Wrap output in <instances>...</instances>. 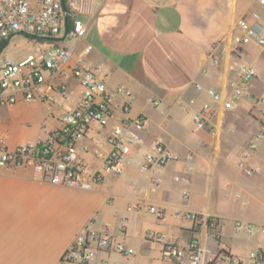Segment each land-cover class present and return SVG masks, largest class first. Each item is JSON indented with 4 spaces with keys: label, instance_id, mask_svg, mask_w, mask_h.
I'll use <instances>...</instances> for the list:
<instances>
[{
    "label": "crops",
    "instance_id": "crops-1",
    "mask_svg": "<svg viewBox=\"0 0 264 264\" xmlns=\"http://www.w3.org/2000/svg\"><path fill=\"white\" fill-rule=\"evenodd\" d=\"M252 13L261 15L264 34V0H86L75 14L88 26L84 38L41 40L42 45L73 48L76 57L91 44L85 61L102 68L110 90H130L131 114L144 112L148 122L142 141L126 158L124 173L108 176L93 190L54 185L32 170L0 166V264H58L90 219L97 228L109 224L114 232L126 224V235L119 238L136 250L129 256L100 252L95 264L101 259L110 264H189L186 256L167 257L164 241L146 238L149 230L164 232L183 247L196 241L205 259H212L209 264H250V252L264 249V139L250 148L263 109L256 101L264 98V45L251 42L233 51L231 34L237 20ZM235 57L253 65L257 76L240 104L228 110L207 90H231ZM68 86V99L61 105L19 102L1 107L0 113L9 115L28 104L43 107L39 132L27 141L42 137L61 124L65 109L77 105L81 87L74 79ZM121 101L117 94L116 103ZM205 103L216 112L197 129L193 115ZM117 115H122L119 109ZM97 127L83 142L89 149L81 146L93 165L100 163L99 147L92 141L100 137ZM0 136L10 148L22 143ZM156 142L166 143L182 159L144 172L140 165ZM188 153L194 156L191 168L184 160ZM243 159L261 170L248 175L240 165ZM152 174L160 178L156 190L151 189ZM138 203L165 208L166 217L129 209ZM176 210L202 213L204 220L177 219ZM237 220L257 229L252 234L238 230Z\"/></svg>",
    "mask_w": 264,
    "mask_h": 264
},
{
    "label": "built area",
    "instance_id": "built-area-1",
    "mask_svg": "<svg viewBox=\"0 0 264 264\" xmlns=\"http://www.w3.org/2000/svg\"><path fill=\"white\" fill-rule=\"evenodd\" d=\"M86 0H0V42L9 41L17 34H24L41 40H54L61 36L82 39L88 26L76 19V12ZM257 42L264 45L263 24L259 13L239 18L231 34V50L235 51L243 44ZM93 46L87 43L76 57L74 49L58 43L37 46L36 53L15 62L5 59L0 62V108L11 107L19 102L43 101L49 105H61L69 96L68 82L77 81L81 87V96L77 105L65 109L60 115L61 124L47 130L45 135L34 140L8 147L6 140L0 136V166H13L32 170L38 179L58 186L93 190L110 175H120L126 168V158L134 147L142 141L148 117L144 112L131 114L134 95L124 86L114 90L108 83L98 65L85 61ZM218 60H215L217 62ZM236 79L231 83V90L223 94L209 88L208 94L214 102H220L224 109H235L248 93L250 85L257 76L256 68L239 57L231 60ZM199 89L202 85L197 84ZM120 94L122 101L116 103ZM263 107L259 130L250 142L255 150L264 139V98L256 101ZM156 106L159 104L154 103ZM118 109L122 115L118 116ZM216 110L210 103H205L194 113L193 121L197 129L205 127L206 121L212 120ZM113 122V123H112ZM97 125L100 137L92 138L99 147L100 163L93 165L81 151L89 149L83 142ZM107 146V147H106ZM193 154L184 157L187 167H192ZM166 143L156 142L146 152L140 167L144 172L155 168L161 169L170 162L181 160ZM240 165L248 175L259 172L260 167H252L245 159ZM179 179V176H175ZM152 190L160 185L157 175L151 176ZM184 192V198H188ZM129 209L146 210L157 218L166 217V209L153 204H134ZM173 216L180 220L201 222L204 215L199 212L176 210ZM218 225L217 218L212 219ZM235 227L252 234L257 226L251 222L237 220ZM264 231V227H261ZM126 224L114 232L109 224L102 228L90 221L74 237L72 243L63 253L58 264H95L100 252H117L123 256L133 255L136 250L124 239ZM146 238L164 241L163 253L169 258L187 257L189 264H209L204 250L196 241L187 247L180 246L175 238L168 240L164 232L149 230ZM250 264H264V249L259 247L249 254ZM97 264H110L108 259H101ZM113 264H124L115 261Z\"/></svg>",
    "mask_w": 264,
    "mask_h": 264
},
{
    "label": "rangeland",
    "instance_id": "rangeland-1",
    "mask_svg": "<svg viewBox=\"0 0 264 264\" xmlns=\"http://www.w3.org/2000/svg\"><path fill=\"white\" fill-rule=\"evenodd\" d=\"M42 42L24 34H17L5 45H0V62L5 59L19 61L31 53H36ZM11 112V111H10ZM0 113V133L6 135L8 141L24 142L39 132L40 123L44 119L45 109L35 104L23 105L14 113Z\"/></svg>",
    "mask_w": 264,
    "mask_h": 264
},
{
    "label": "trees",
    "instance_id": "trees-1",
    "mask_svg": "<svg viewBox=\"0 0 264 264\" xmlns=\"http://www.w3.org/2000/svg\"><path fill=\"white\" fill-rule=\"evenodd\" d=\"M5 42H6V40L1 41V42H0V45H1V44L4 45Z\"/></svg>",
    "mask_w": 264,
    "mask_h": 264
},
{
    "label": "water",
    "instance_id": "water-1",
    "mask_svg": "<svg viewBox=\"0 0 264 264\" xmlns=\"http://www.w3.org/2000/svg\"><path fill=\"white\" fill-rule=\"evenodd\" d=\"M8 43V41L5 42V45Z\"/></svg>",
    "mask_w": 264,
    "mask_h": 264
}]
</instances>
